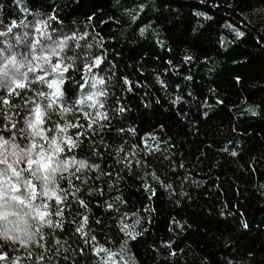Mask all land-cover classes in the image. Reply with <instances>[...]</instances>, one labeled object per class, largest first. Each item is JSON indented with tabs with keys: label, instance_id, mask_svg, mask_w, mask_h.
<instances>
[{
	"label": "trees",
	"instance_id": "trees-1",
	"mask_svg": "<svg viewBox=\"0 0 264 264\" xmlns=\"http://www.w3.org/2000/svg\"><path fill=\"white\" fill-rule=\"evenodd\" d=\"M0 4L4 29L15 22L13 31L18 30L21 21L54 14L60 21L53 24L57 34L87 32L91 53L106 54L102 74L112 77L111 125L103 136L112 152L102 148L96 162L113 176L97 182L106 189L104 195L94 191L89 197L82 190L91 201L90 225L101 243H106L105 233L118 241L120 214L139 211L143 219L137 230L146 231L129 243V264H264V14L260 19L254 14L264 7V0H0ZM141 4L144 11L133 21ZM226 24L245 35L237 39ZM145 25L150 28L141 36L139 28ZM185 56L192 59L185 61ZM79 76L73 72V80L64 85L73 98L79 95L75 83ZM176 97L181 103H172ZM118 105L127 111L117 113ZM120 128L125 129L123 134L117 133ZM127 129H135V134ZM94 139L99 143V136ZM142 139L159 150L148 154ZM121 142L126 150L139 146L137 158L149 165L143 171L155 170L171 189L149 175L146 179L156 192L150 200L137 178L142 174L139 168L131 174L122 170L114 183L122 166L112 153ZM88 148L86 141L80 155L86 156ZM232 151L238 155L232 156ZM97 183L90 186L95 189ZM108 184L118 191L108 189ZM115 195L127 203L118 205L119 212L106 210L104 202ZM145 206L152 211L144 212ZM222 210L230 215L222 217ZM97 218L103 223L95 224ZM71 219H66L64 231L46 238L45 248L33 249V258L24 250L11 255L21 258L19 264H92L91 255L78 254L83 242ZM173 219L183 228L171 224ZM242 221L249 224L248 230L241 227ZM165 242H172L176 256L168 255ZM41 253L43 261L34 259Z\"/></svg>",
	"mask_w": 264,
	"mask_h": 264
},
{
	"label": "snow or ice",
	"instance_id": "snow-or-ice-1",
	"mask_svg": "<svg viewBox=\"0 0 264 264\" xmlns=\"http://www.w3.org/2000/svg\"><path fill=\"white\" fill-rule=\"evenodd\" d=\"M17 2L22 3V0ZM3 8L4 5L0 4V10ZM143 11L144 5L141 4L132 20L138 19ZM195 15L211 19L202 12ZM20 23L35 34L28 42L27 51L5 55L6 49L0 48V264H19L21 258L13 257L11 253L20 250L33 258V249L45 248L47 237L64 231L69 216L75 225V233L83 242L78 250L80 256L91 255L94 258L92 264H129L126 258L129 243L142 237L146 231L137 230L143 219L141 213L120 214L118 241L105 233L106 243H101L90 225L91 201L82 195V190H86L89 197L94 191L104 195L106 189L99 187L97 182L104 176L110 179L113 176L111 171L104 172L96 162L103 155L102 148L112 152L103 136L111 125L108 88L112 77L102 74L106 54L103 50L99 54L91 53L93 44L88 43L87 32L57 34L53 24L60 21L54 14L34 23ZM15 27L17 25L13 22L6 32L0 31V36L12 33ZM225 27L232 29L237 39L245 35L230 24ZM149 28L150 25L140 27L139 34L145 36ZM27 36L28 32L25 33ZM191 59V56H185V61ZM73 72L80 73L75 81L79 93L75 98L67 95L64 88L73 80ZM157 82L166 87L159 77ZM124 85L128 91L132 90L127 78ZM181 101V97H176L172 103ZM115 111L124 113L127 109L118 105ZM247 111L257 114L253 109ZM127 131L135 134V129ZM124 132V128L117 129L118 134ZM96 136L100 137L99 143L94 139ZM86 141L88 154L80 155ZM142 143L150 155L159 150L158 146H149L147 139H142ZM138 149L139 146H133L126 150L121 142L112 153L122 166L116 170L114 183L121 179L122 170L131 174L139 168L142 174L137 178L151 200L156 192L146 179L149 175L162 187L171 189L172 186L161 180L155 170L151 173L143 171L149 165L147 160L137 158ZM231 155L237 156L238 153L232 151ZM94 183H97L95 189L90 186ZM107 188L118 191L112 184ZM126 203L120 195H115L105 201L103 207L119 212L118 205ZM143 211L152 209L145 206ZM220 215L224 217L230 213L222 210ZM94 222L97 225L103 223L100 218ZM171 224L183 228V224L175 219ZM241 227L248 230L249 224L242 221ZM55 245L61 246V240L55 239ZM164 246L170 249L169 256L177 255L172 242H165ZM34 259L43 261L45 257L41 253Z\"/></svg>",
	"mask_w": 264,
	"mask_h": 264
},
{
	"label": "rangeland",
	"instance_id": "rangeland-1",
	"mask_svg": "<svg viewBox=\"0 0 264 264\" xmlns=\"http://www.w3.org/2000/svg\"><path fill=\"white\" fill-rule=\"evenodd\" d=\"M254 14L260 19L264 14V7L257 9ZM43 17H36L31 20H26L25 24L34 23L36 20ZM46 18V17H45ZM0 21V31L6 32ZM28 32L27 38L25 33ZM35 34L26 29L23 24L19 25L18 30L12 31V33L6 34L5 36H0V48L6 49L5 55L10 52L25 53L27 51L28 42L33 38ZM232 264H245L243 262H232Z\"/></svg>",
	"mask_w": 264,
	"mask_h": 264
}]
</instances>
